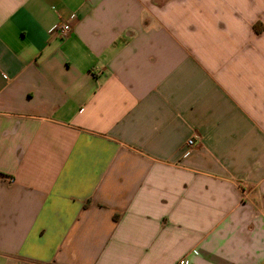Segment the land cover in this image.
Listing matches in <instances>:
<instances>
[{
	"label": "crops",
	"instance_id": "1",
	"mask_svg": "<svg viewBox=\"0 0 264 264\" xmlns=\"http://www.w3.org/2000/svg\"><path fill=\"white\" fill-rule=\"evenodd\" d=\"M182 259L264 264V0H0V264Z\"/></svg>",
	"mask_w": 264,
	"mask_h": 264
},
{
	"label": "built area",
	"instance_id": "2",
	"mask_svg": "<svg viewBox=\"0 0 264 264\" xmlns=\"http://www.w3.org/2000/svg\"><path fill=\"white\" fill-rule=\"evenodd\" d=\"M74 18H75L74 15H70L68 22L62 23L57 28H54L52 30L53 36H56L59 38L67 37L71 31L70 21L74 20ZM197 140H199V138L197 136H194V137L188 139L185 143L186 149L189 151L192 150L193 147L195 146ZM178 264H188V262H187V260L182 259L178 262Z\"/></svg>",
	"mask_w": 264,
	"mask_h": 264
}]
</instances>
